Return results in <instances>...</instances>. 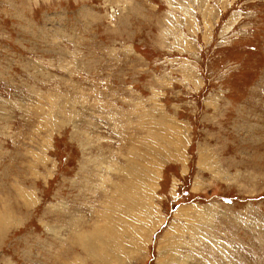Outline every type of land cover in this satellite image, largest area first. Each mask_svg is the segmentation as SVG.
<instances>
[{"label": "rangeland", "instance_id": "374dc122", "mask_svg": "<svg viewBox=\"0 0 264 264\" xmlns=\"http://www.w3.org/2000/svg\"><path fill=\"white\" fill-rule=\"evenodd\" d=\"M0 264H264V0H0Z\"/></svg>", "mask_w": 264, "mask_h": 264}, {"label": "bare ground", "instance_id": "6f19581e", "mask_svg": "<svg viewBox=\"0 0 264 264\" xmlns=\"http://www.w3.org/2000/svg\"><path fill=\"white\" fill-rule=\"evenodd\" d=\"M155 173V172H154ZM122 189V188H121ZM116 190V189H115ZM127 194V193H126ZM126 202V201H125ZM72 233V232H71ZM103 234V233H102ZM87 239H88V237H86ZM85 237H81V241H80V243H84V244H88L89 245V243H88V240L86 239ZM107 239V238H106ZM58 241V240H57ZM91 242H92V240H90ZM94 241V240H93ZM110 241V240H109ZM139 241V240H138ZM95 242V241H94ZM112 242V241H111ZM64 243H66V242H64ZM123 244H125V242L123 241V240H117L116 242H114L113 244H111L112 245V247H113V249L112 250H115V251H121L122 252V249H123V247H124V245ZM61 245V244H60ZM126 245V244H125ZM64 246V245H63ZM57 247H58V245H57ZM69 248V247H68ZM91 248V247H90ZM102 248H103V246H102ZM108 248V247H107ZM95 249H96V247H95ZM97 249H100V247H98L97 246ZM105 249H106V247H105ZM137 249L138 248H130L129 246H127V248H126V250L125 249H123L124 251H126L125 252V254H128L129 253V251L132 253V252H136L137 251ZM88 249H83V251L85 252V251H87ZM70 251V250H69ZM95 251H97V250H95ZM114 251V252H115ZM123 251V252H124ZM94 252V251H93ZM117 252H116V254L115 255H117ZM120 252V253H121ZM128 252V253H127ZM58 254V253H57ZM61 255H62V253H60ZM59 254V255H60ZM104 254V253H103ZM99 255H100V253H99ZM105 256H106V254H105ZM118 256V255H117ZM61 257V256H60ZM88 257V256H87ZM58 258V257H57ZM104 258V257H103ZM64 259V258H63ZM66 259V258H65ZM54 261V260H53Z\"/></svg>", "mask_w": 264, "mask_h": 264}]
</instances>
